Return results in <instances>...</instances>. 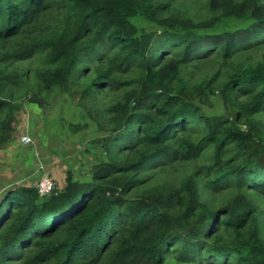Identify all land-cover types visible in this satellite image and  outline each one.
Wrapping results in <instances>:
<instances>
[{
	"label": "trees",
	"instance_id": "obj_1",
	"mask_svg": "<svg viewBox=\"0 0 264 264\" xmlns=\"http://www.w3.org/2000/svg\"><path fill=\"white\" fill-rule=\"evenodd\" d=\"M32 90L108 135L4 194L0 264H264V0H0V146Z\"/></svg>",
	"mask_w": 264,
	"mask_h": 264
},
{
	"label": "rangeland",
	"instance_id": "obj_2",
	"mask_svg": "<svg viewBox=\"0 0 264 264\" xmlns=\"http://www.w3.org/2000/svg\"><path fill=\"white\" fill-rule=\"evenodd\" d=\"M37 65L35 62L34 67ZM35 92L32 90L27 97L13 99L17 105L14 132L10 140L0 146V200L6 192L20 186L36 187L43 174L54 179L56 191H62L69 173L77 177L86 174L103 158L95 140L108 135L107 125L96 113L84 108L79 94L59 91L48 97L42 91L39 100H35ZM99 94L104 99L109 95L105 91ZM115 98L111 92L106 100ZM216 100L214 111H221L222 103ZM100 105H108V101ZM75 123L83 126L76 130ZM25 135L30 137L29 142L23 140Z\"/></svg>",
	"mask_w": 264,
	"mask_h": 264
},
{
	"label": "built area",
	"instance_id": "obj_3",
	"mask_svg": "<svg viewBox=\"0 0 264 264\" xmlns=\"http://www.w3.org/2000/svg\"><path fill=\"white\" fill-rule=\"evenodd\" d=\"M23 140L26 142L30 141V137L25 135L23 137ZM37 189L39 191V194L43 197L50 196L51 194L55 193L56 191V183L54 179L51 178L48 174H43L37 183Z\"/></svg>",
	"mask_w": 264,
	"mask_h": 264
}]
</instances>
